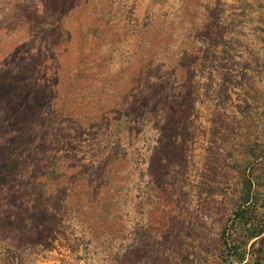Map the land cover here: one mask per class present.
Wrapping results in <instances>:
<instances>
[{"label": "rangeland", "instance_id": "374dc122", "mask_svg": "<svg viewBox=\"0 0 264 264\" xmlns=\"http://www.w3.org/2000/svg\"><path fill=\"white\" fill-rule=\"evenodd\" d=\"M0 264H264V0H0Z\"/></svg>", "mask_w": 264, "mask_h": 264}, {"label": "trees", "instance_id": "16d2710c", "mask_svg": "<svg viewBox=\"0 0 264 264\" xmlns=\"http://www.w3.org/2000/svg\"><path fill=\"white\" fill-rule=\"evenodd\" d=\"M172 122H174V116H172V118L169 119V123L171 124ZM101 178H103V177L101 176ZM98 180H100V178ZM99 182L100 181H98V184H99L98 187H101V184Z\"/></svg>", "mask_w": 264, "mask_h": 264}]
</instances>
